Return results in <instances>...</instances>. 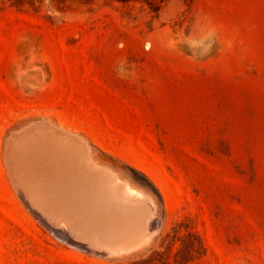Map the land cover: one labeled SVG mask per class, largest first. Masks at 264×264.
<instances>
[{
	"label": "rangeland",
	"instance_id": "1",
	"mask_svg": "<svg viewBox=\"0 0 264 264\" xmlns=\"http://www.w3.org/2000/svg\"><path fill=\"white\" fill-rule=\"evenodd\" d=\"M0 264H264V0H0Z\"/></svg>",
	"mask_w": 264,
	"mask_h": 264
},
{
	"label": "bare ground",
	"instance_id": "2",
	"mask_svg": "<svg viewBox=\"0 0 264 264\" xmlns=\"http://www.w3.org/2000/svg\"><path fill=\"white\" fill-rule=\"evenodd\" d=\"M35 132V131H34ZM20 133V132H19ZM40 133V132H39ZM17 134V133H16ZM41 134V133H40ZM21 135V134H20ZM19 135V136H20ZM33 135V134H32ZM31 135V138L33 137ZM26 136H28V135H26ZM34 136H35V134H34ZM22 137V136H21ZM21 137H20V140H21ZM14 138H15V136H14ZM16 138H18L17 136H16ZM25 138V137H24ZM24 138H22V140L24 139ZM30 137H28V139H29ZM26 139V138H25ZM38 138H36V140H37ZM16 140H19V139H16ZM20 140H19V142H20ZM27 140V139H26ZM33 140V139H32ZM35 140V139H34ZM35 140V141H36ZM24 141V140H23ZM28 142H29V140H27ZM31 141V140H30ZM15 142V141H14ZM42 142V141H41ZM17 143V142H16ZM32 143V142H31ZM31 143H29V144H31ZM34 143V142H33ZM37 143H38V141H37ZM22 144V143H21ZM26 144V143H25ZM41 144V143H40ZM17 145V144H16ZM34 145V144H33ZM32 145V146H33ZM36 145V144H35ZM43 145V144H42ZM13 146V145H12ZM18 146H19V144H18ZM30 146V145H29ZM51 146V145H50ZM21 147V146H20ZM25 147V146H24ZM24 147H22V148H24ZM41 147V146H40ZM44 147V146H43ZM29 150L27 147L25 148V150ZM35 149H37V148H35ZM54 149V148H53ZM24 150V149H23ZM24 150V151H25ZM30 150H32V151H34L33 149H30ZM40 150V149H39ZM45 150H46V148H45ZM56 150V149H55ZM13 151V150H12ZM38 151V150H37ZM59 151V150H58ZM65 151V150H64ZM73 151V150H72ZM10 152V151H9ZM36 152V151H35ZM20 153V152H19ZM30 153H31V151H30ZM30 153H28V154H30ZM33 153V152H32ZM51 153V152H50ZM83 153V152H82ZM59 154V153H58ZM65 154V153H64ZM72 154V153H71ZM79 154V153H78ZM32 155V154H31ZM31 155H29V156H31ZM37 155V154H36ZM50 155V154H49ZM57 155V154H56ZM55 155V156H56ZM33 156H35V155H33ZM58 156V155H57ZM81 156V155H80ZM86 156V155H85ZM11 157V156H10ZM9 157V158H10ZM40 157V156H39ZM37 158V159H35V163L37 164V166H39V167H41L40 169H42V168H44L45 169V167H46V165H48V163L45 165V164H43V162H45V161H43L44 160V158H43V160H42V158ZM50 157V156H49ZM59 157V156H58ZM50 159V158H49ZM48 159V160H49ZM55 159V158H54ZM58 159V158H57ZM85 159V158H84ZM25 160L27 161V159L25 158ZM46 160V159H45ZM92 160V159H91ZM73 161V160H72ZM80 161V160H79ZM86 161V160H85ZM28 162V161H27ZM46 162H47V160H46ZM55 162V161H54ZM84 162V161H83ZM88 162V161H87ZM96 162V161H95ZM15 163V162H14ZM17 163V162H16ZM19 163V162H18ZM20 163H22V161L20 162ZM29 163V162H28ZM73 163V162H72ZM30 164V163H29ZM29 164H27L26 166H28ZM88 164V163H87ZM23 165V164H22ZM21 164H20V166H22ZM90 165V164H89ZM16 166V165H15ZM30 167L32 166L31 164L29 165ZM34 166H36V165H34ZM60 166V165H59ZM83 166V165H82ZM88 166V165H87ZM18 167H19V165H18ZM58 167V166H57ZM85 167V166H84ZM36 168V167H35ZM34 168V169H35ZM87 168V167H86ZM94 168V167H93ZM27 169V168H26ZM31 169V168H30ZM47 170H49V172L51 173V174H55V172L57 171L55 168H53V167H51V166H48L47 168H46ZM89 169H90V167H89ZM17 170V169H16ZM33 170V169H32ZM36 170V169H35ZM31 171V170H30ZM29 171V172H30ZM23 172V171H22ZM22 172H20V173H22ZM35 172V171H34ZM39 172H41V171H39ZM102 172V171H101ZM31 173H32V171H31ZM38 173V172H37ZM45 172H43V174H44ZM85 173V172H84ZM26 174V173H25ZM39 174V173H38ZM37 174V175H38ZM43 174H42V177H44L43 176ZM14 175H16V174H14ZM22 175V174H21ZM33 175V174H32ZM46 175V174H45ZM48 175H49V173H48ZM86 175V174H85ZM26 176H27V174H26ZM25 176V177H26ZM36 176V175H35ZM87 176V175H86ZM85 176V177H86ZM39 177V176H38ZM41 177V176H40ZM41 177V178H42ZM14 178H16L15 176H14ZM75 178V177H74ZM87 178V177H86ZM26 179H28V178H26ZM73 179V178H72ZM71 179V180H72ZM16 180V179H15ZM19 180V179H18ZM29 180V179H28ZM28 180H23L24 182L25 181H28ZM17 181V180H16ZM23 181H22V183H23ZM31 181H34V180H32L31 179ZM74 181V180H73ZM18 183H19V181H17ZM29 183H30V181H28ZM111 182V181H110ZM35 183V182H34ZM45 183V182H44ZM90 183V182H89ZM114 183V182H113ZM36 184H38V183H36ZM109 184V183H108ZM119 184V183H118ZM31 185H33V183L31 184ZM35 185V184H34ZM33 185V186H34ZM45 185V184H44ZM118 186V185H117ZM116 186V187H117ZM120 186V185H119ZM36 188H34V190L36 189V190H38L37 188H39V186L37 187V185L35 186ZM23 188V187H22ZM118 188H120V187H118ZM44 189H45V187H44ZM92 189V188H91ZM90 189V190H91ZM122 189H123V194H125V196L128 198H135V199H139V198H142V196H143V193L140 191V190H138V189H136V188H134V187H131L129 184H127V183H123L122 184ZM83 190H84V188H83ZM115 190V189H114ZM100 191V190H99ZM102 191V190H101ZM116 191H117V189H116ZM37 192V191H36ZM46 192H48L47 190H46ZM88 192V191H87ZM41 193H43V192H41ZM100 194V193H99ZM117 194V193H116ZM44 195V194H43ZM121 195V194H120ZM29 196V195H28ZM40 196H41V194H40ZM48 196V195H47ZM31 197H34V193L32 194V196H30V199H31ZM38 197H39V195H38ZM42 197V196H41ZM40 199V198H39ZM45 199V198H44ZM147 199V198H146ZM33 200V199H32ZM125 200H127V199H125ZM24 201V200H23ZM151 201V200H150ZM25 202H27L26 200H25ZM47 202V201H46ZM39 203V202H38ZM41 203V202H40ZM150 203H152V201L150 202ZM80 204V203H79ZM45 205V204H44ZM152 205V204H151ZM28 206V205H27ZM40 206V205H39ZM29 207V206H28ZM36 207H37V205H36ZM36 207H35V209H36ZM41 207V206H40ZM39 207V208H40ZM45 207V206H44ZM47 207H48V205H47ZM47 207H45L44 209H47ZM39 208H37V209H39ZM42 208V207H41ZM34 209V210H35ZM43 209V208H42ZM41 209V210H42ZM33 210V209H32ZM36 211V210H35ZM40 211V210H39ZM46 212H48V211H46ZM154 212V211H153ZM36 213V212H35ZM40 213V212H39ZM32 214H34V213H32ZM42 214V213H41ZM43 215V214H42ZM47 215V214H46ZM57 215V214H56ZM35 216V215H34ZM51 216V215H50ZM143 216V215H142ZM152 216V215H151ZM35 217H38V216H35ZM43 218V217H42ZM52 218V217H51ZM37 219V218H36ZM40 220H42V219H40ZM39 221V220H38ZM44 222H46L45 220H43ZM43 221H41V222H43ZM140 223V222H139ZM153 223V222H152ZM44 224V223H43ZM47 224V223H46ZM45 224V225H46ZM63 224V223H62ZM144 225V224H143ZM47 226V225H46ZM64 226V225H63ZM150 226V225H149ZM47 227H49V226H47ZM64 227H66V226H64ZM68 227V226H67ZM71 227V226H70ZM133 227V226H132ZM73 228V227H72ZM77 229V228H76ZM132 229V228H131ZM54 230H55V228H54ZM57 230V229H56ZM62 230V229H61ZM63 233V232H62ZM134 233V232H133ZM58 234V233H57ZM67 234V233H66ZM130 237V236H129ZM135 237V236H134ZM150 238V235L148 234V231L146 230V229H142V231L140 232V234H139V236L136 238V243H135V241H134V243H132V244H129V245H126V246H123V247H118V248H115L114 249V251H116V252H121V251H124V252H126V251H129L131 248L132 249H134V248H136V247H142V246H144L145 244H146V242H147V240ZM63 239V238H62ZM60 239H58V241H59ZM62 241V240H61ZM60 241V242H61ZM69 241H70V243L71 244H73V246L75 245V246H78V247H81L82 246V243H80V242H76L73 238H71V237H69ZM139 242H140V244H139ZM61 243H64V242H61ZM66 244V243H65ZM68 244V243H67ZM70 244V245H71ZM77 249V248H76ZM84 249V248H83ZM141 249V248H140ZM78 251V250H77ZM91 252V251H90ZM126 255V254H125ZM122 256V255H121Z\"/></svg>",
	"mask_w": 264,
	"mask_h": 264
},
{
	"label": "water",
	"instance_id": "3",
	"mask_svg": "<svg viewBox=\"0 0 264 264\" xmlns=\"http://www.w3.org/2000/svg\"><path fill=\"white\" fill-rule=\"evenodd\" d=\"M156 223L155 222H153L149 227H148V229H147V231H148V234L149 235H151V233L154 231V229L156 228ZM136 243V242H135ZM139 244H140V242H139ZM141 245V244H140Z\"/></svg>",
	"mask_w": 264,
	"mask_h": 264
}]
</instances>
